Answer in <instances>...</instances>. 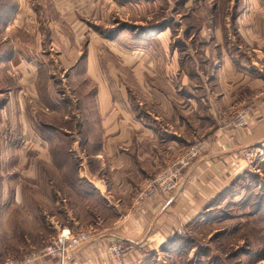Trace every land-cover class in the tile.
I'll return each mask as SVG.
<instances>
[{
  "label": "crops",
  "instance_id": "obj_1",
  "mask_svg": "<svg viewBox=\"0 0 264 264\" xmlns=\"http://www.w3.org/2000/svg\"><path fill=\"white\" fill-rule=\"evenodd\" d=\"M238 2L221 33L215 28L214 18H204L207 22L202 20L197 32L193 25L187 28L181 23L183 32L176 36L184 42V48L179 49L170 47L172 37L167 30L166 34L151 33L149 37L127 32V41L120 43L117 40L121 36L111 37V27L100 28L106 18L99 17L102 10L93 0H50L58 13L45 19L51 33L47 45L50 52L42 54L52 56L53 68L64 76H55L56 80L74 84L80 90L85 88V92L92 86L89 89L93 98L85 107L75 104L76 109L70 114L63 113L65 108L58 104V111L45 113L38 107V116H33L20 96L16 76L9 70L12 67L25 73L30 69L22 80L24 87L39 93L41 88L36 82L40 69L34 61L41 59V48L33 54L27 50L31 36L26 23L29 16L25 17L26 0H10L9 16L0 22L4 27L0 32L5 33L0 40L5 47L0 49V130L4 126L6 132L21 135L77 134L73 138L75 146L70 142L68 146L57 145L61 138L56 135L52 136V144L46 143V136H37V157H49L51 164L59 168L54 153L66 152L78 168L76 178L81 192L116 202L107 205L117 212L116 221L110 227L95 230V239L78 248L70 264H117L110 258V248L116 242L127 248L125 264H141L144 257L161 252L175 234L184 232L219 194L249 170L246 150L264 149V0ZM13 3L15 7L10 10ZM36 30L39 46L44 42V33L39 27ZM162 37H166L164 43H160ZM194 41L198 42V50L189 54V43ZM104 46H109L113 57L126 67L133 82L128 81L127 75L122 78L124 74L116 63L104 60ZM199 53L201 59L197 58ZM30 55H35L34 61L28 59ZM183 58L185 64L197 62L199 71L188 72L182 66ZM201 65L212 68L211 79ZM54 74L48 70L44 78H53ZM209 81H216L211 89ZM244 104L251 108L249 124L232 127L226 123L229 115ZM63 117L67 125H53L55 119L62 122ZM84 133L88 138L84 139L82 151L78 142L82 143ZM197 140H204L205 149L185 169L180 186L172 192L136 201L138 186H145ZM30 264L58 262L47 257Z\"/></svg>",
  "mask_w": 264,
  "mask_h": 264
},
{
  "label": "rangeland",
  "instance_id": "obj_2",
  "mask_svg": "<svg viewBox=\"0 0 264 264\" xmlns=\"http://www.w3.org/2000/svg\"><path fill=\"white\" fill-rule=\"evenodd\" d=\"M0 1H4L3 4L0 3L2 5L0 6V22H3L4 7L10 3V0ZM39 1L42 4L38 5ZM26 2L28 10L25 17L27 19L29 16L26 23L31 36L27 50L29 53L32 50L30 54H33L41 48V59L34 61L35 55L28 56L29 60L39 63L38 66L35 65L40 69L36 82L41 88L39 93L31 92L26 86L24 87L22 80L27 77L26 74L30 72V69L20 73L16 68L11 67L9 71L12 76H16L20 84V96L29 106L30 115L38 116L36 111L38 107L45 113H52L55 109L58 111L59 108H56L58 104L61 108H65L63 113L70 114L75 111V104L82 108L88 100L91 102L92 86L85 92V88L80 90L73 87L74 84L71 85L68 82L63 84L55 79V76L62 79L64 76L60 75L56 67L53 68L52 56L42 53L49 51L47 45L51 38V33L44 24L45 19L54 18L58 12L51 7L50 0H26ZM93 2L102 10L99 17L106 18L102 20L103 25L100 28L103 30L104 26L111 27L109 30V33H112L111 37L113 34L117 35V38L121 36L118 42L127 41L126 38L128 39L129 36L124 35L128 34L127 32L133 36H139L138 33L142 30H149L142 35V37H149L151 33L166 34L164 32L167 30V33L171 32V48L178 40L177 36L183 32L181 28L195 24L197 29V26L202 25V20L207 22L204 18H214L217 24L215 28L221 33L223 24L228 23L230 14L234 11L233 6H239L236 0H93ZM169 20L172 21V26L155 30ZM181 23H184V26L180 25ZM36 27L43 31V44H46L37 45L34 33L37 31ZM2 28L4 27L0 24V31ZM208 29L206 27V32ZM4 34V31L0 32V40L5 36ZM164 38L166 37L160 39V43L165 42ZM151 45L154 49V44ZM2 47L4 50V42H0V49ZM143 47L142 49L147 48ZM189 47V54H193L198 45L189 43ZM162 48V46L158 47V51ZM109 50V46L103 47L104 60L116 63L118 69L124 74L122 78L127 75L128 81L133 82L126 67L118 63V59L114 58ZM201 55L200 58H202ZM184 67L188 72L194 73L199 66L190 62ZM203 69L207 75L213 72L209 67H203ZM48 70L55 73L53 78H50V75L44 78ZM1 76L2 69L0 78ZM209 82L211 89L216 81ZM208 94L209 91L205 93L206 97ZM75 98L79 99L75 102ZM244 107H250V105L244 104L238 107L229 115L226 123H229L238 110ZM82 113L83 111L80 115L83 118ZM82 118L80 120H83ZM61 120L62 122L55 119L53 125L59 126L60 123L67 125L64 117ZM2 127L0 130V264H12L11 261L14 262L13 264H20L19 261L36 252L40 253L38 257L30 262L22 261L21 264H30L47 257L55 258L59 264L58 257L44 255L43 249L53 244L66 228L74 233L94 232L95 239V230L110 227L116 221L117 212L113 207L107 206L116 202L104 201L98 195L87 196L83 193L84 191L81 192V188L69 184L68 167H72L77 174L78 168L66 155L63 157L66 167L62 170L51 164L49 157L48 161L37 157L35 149L37 136L41 139L46 136V143L52 144L53 137L56 135L59 140L61 138L57 145H67L70 142L75 146L73 138L77 134L69 136L68 132H47L43 135L44 132H27L21 135L19 132H6V127ZM78 127H80L79 123ZM87 133L91 134L89 131ZM83 136V141L78 142V147L85 151L84 139L88 137L85 133ZM259 150L261 151L255 161L248 163L250 173L241 177L233 191L224 194L220 200L206 209L204 214L189 223L168 251L150 253L144 257L141 264H264V149ZM77 161L80 163L79 159ZM138 187L141 189V186Z\"/></svg>",
  "mask_w": 264,
  "mask_h": 264
},
{
  "label": "built area",
  "instance_id": "obj_3",
  "mask_svg": "<svg viewBox=\"0 0 264 264\" xmlns=\"http://www.w3.org/2000/svg\"><path fill=\"white\" fill-rule=\"evenodd\" d=\"M250 112V107L241 108L235 117L230 120L229 125L232 127L247 126L250 122ZM204 149V140H197L192 143L185 152L171 160L155 177L149 180L145 187L138 191L136 201L142 202L156 194L169 193L177 189L182 183L185 169L193 163ZM260 151L259 149L246 150L244 153L246 161L248 163L254 162ZM93 239L94 232L81 231L74 233L70 229H64L57 240L53 244L46 246L42 253L58 257L59 264H68L73 251ZM126 251L127 248L123 244L116 242L110 248V258L117 264H124ZM39 255V252L31 254L19 261V263L21 264L22 261L30 262ZM11 263L13 264L14 262L11 261Z\"/></svg>",
  "mask_w": 264,
  "mask_h": 264
},
{
  "label": "trees",
  "instance_id": "obj_4",
  "mask_svg": "<svg viewBox=\"0 0 264 264\" xmlns=\"http://www.w3.org/2000/svg\"><path fill=\"white\" fill-rule=\"evenodd\" d=\"M239 1V0H238ZM0 3L1 4H3L4 3V1H0ZM6 5V3L4 4V6ZM0 6H2V5H0ZM9 6L8 5H6L5 7H4V14L5 15H7L8 13H9V8H8ZM14 7H15V4L13 3L12 4V6L10 7V10H12V9H14ZM6 12V13H5ZM11 13V12H10ZM4 14H2V16L3 17H5V15ZM9 15H7V17H8ZM1 17V16H0ZM198 25V24H197ZM169 26H172V21L171 20H169L168 22H164L163 23V25L161 26V27H157L155 30H163L164 28H166V27H169ZM192 26V25H191ZM194 27H195V24L193 25ZM190 26H188L187 25V28H189ZM198 26H197V29H195L194 30V32H197V30H198ZM124 29V28H123ZM154 29V28H153ZM147 31H149V30H143V32L140 34V35H143V34H145ZM192 43H196L197 45H198V42H196V41H194V42H192ZM184 46V42L179 38L178 40H176L175 41V43H173V45H172V48H179V49H183L184 47H181V46ZM199 47V46H198ZM197 50H198V48H196ZM201 51H202V49H200ZM203 52V51H202ZM198 54V53H197ZM199 55H200V53H199ZM198 57V56H197ZM199 58H200V56H199ZM201 59V58H200ZM186 63V60H185V58H183L182 59V66H185V65H188L190 62L191 63H194V64H196L197 65V62H192V61H188L187 62V64H185ZM199 66V65H198ZM201 67H202V65H201ZM202 69H203V67H202ZM197 70L198 69H195V72L194 73H196L197 72ZM194 73H192V74H194ZM212 74V73H211ZM209 75H210V73H209ZM208 75V78H210L211 79V77ZM47 132H44V134L43 135H45ZM42 135V136H43ZM64 155H68L66 152H63V151H61V152H56V153H54V161H56V165L59 167V169H65V167H66V162H65V160L63 159V157H64ZM60 158V160H58ZM67 158H68V156H67ZM69 159V158H68ZM67 159V160H68ZM68 167V166H67ZM68 169H69V172H70V174H69V178H68V180H69V182L72 184V185H74V186H76V187H81L80 186V184H79V182L77 181V173H76V171H74V169L72 168V167H68ZM73 170V171H72ZM248 173H250L249 171H247V172H244V173H242L241 175H239L237 178H236V180L231 184V186H230V188L228 189V190H226V191H224V192H222L221 194H219L218 195V197L216 198V199H214L213 201H212V203L210 204V206H212V204H214L215 202H217L218 200H220L221 198H222V196H224V194H229V192H231V191H233V189H234V187H235V185L238 183V181L241 179V177H243L244 175H246V174H248ZM71 174H73V176H71ZM72 178V179H71ZM210 206H208L207 207V209L208 208H210ZM204 214V213H203ZM181 232L180 233H177V234H175L169 241H168V243H166L165 245H163L162 246V249H161V251H168L170 248H171V246L173 245V244H175L176 242H177V240H178V238H179V236H181Z\"/></svg>",
  "mask_w": 264,
  "mask_h": 264
}]
</instances>
